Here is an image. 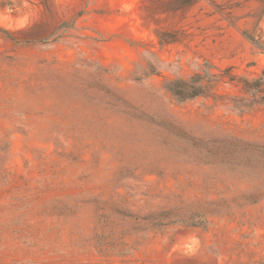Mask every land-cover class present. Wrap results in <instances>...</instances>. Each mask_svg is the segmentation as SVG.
<instances>
[{
	"label": "rangeland",
	"instance_id": "obj_1",
	"mask_svg": "<svg viewBox=\"0 0 264 264\" xmlns=\"http://www.w3.org/2000/svg\"><path fill=\"white\" fill-rule=\"evenodd\" d=\"M0 264H264V0H0Z\"/></svg>",
	"mask_w": 264,
	"mask_h": 264
},
{
	"label": "trees",
	"instance_id": "obj_2",
	"mask_svg": "<svg viewBox=\"0 0 264 264\" xmlns=\"http://www.w3.org/2000/svg\"><path fill=\"white\" fill-rule=\"evenodd\" d=\"M194 83L196 85H198V83H199L198 77L194 78ZM184 84H186V83H184ZM192 89H193L192 90L193 92H191V94H187V95L183 94L184 96L181 97V100L184 101V100L195 98V97H198V96H201L204 94V89L202 86H197V87H194Z\"/></svg>",
	"mask_w": 264,
	"mask_h": 264
}]
</instances>
